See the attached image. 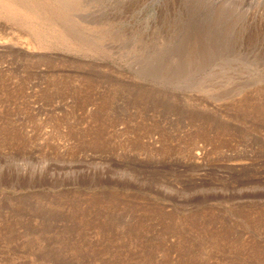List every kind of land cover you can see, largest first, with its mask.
<instances>
[{
	"label": "rangeland",
	"instance_id": "obj_1",
	"mask_svg": "<svg viewBox=\"0 0 264 264\" xmlns=\"http://www.w3.org/2000/svg\"><path fill=\"white\" fill-rule=\"evenodd\" d=\"M0 264H264V0H0Z\"/></svg>",
	"mask_w": 264,
	"mask_h": 264
}]
</instances>
